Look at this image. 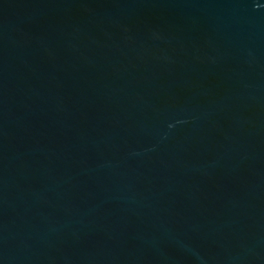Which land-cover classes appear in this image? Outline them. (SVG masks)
<instances>
[{
  "label": "water",
  "instance_id": "obj_1",
  "mask_svg": "<svg viewBox=\"0 0 264 264\" xmlns=\"http://www.w3.org/2000/svg\"><path fill=\"white\" fill-rule=\"evenodd\" d=\"M0 264H264V0H0Z\"/></svg>",
  "mask_w": 264,
  "mask_h": 264
}]
</instances>
